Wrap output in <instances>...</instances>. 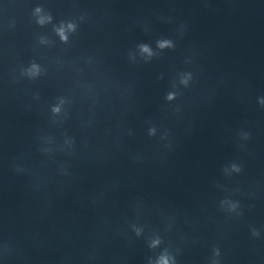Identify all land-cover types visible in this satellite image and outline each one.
Listing matches in <instances>:
<instances>
[{"label": "water", "instance_id": "water-1", "mask_svg": "<svg viewBox=\"0 0 264 264\" xmlns=\"http://www.w3.org/2000/svg\"><path fill=\"white\" fill-rule=\"evenodd\" d=\"M0 264H264V0H0Z\"/></svg>", "mask_w": 264, "mask_h": 264}]
</instances>
